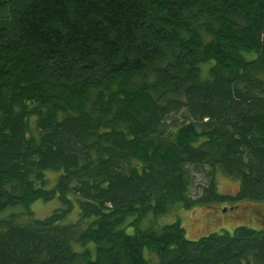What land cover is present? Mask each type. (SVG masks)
I'll use <instances>...</instances> for the list:
<instances>
[{
	"label": "trees",
	"instance_id": "16d2710c",
	"mask_svg": "<svg viewBox=\"0 0 264 264\" xmlns=\"http://www.w3.org/2000/svg\"><path fill=\"white\" fill-rule=\"evenodd\" d=\"M241 199L264 200V0H0V264H264V227L154 223Z\"/></svg>",
	"mask_w": 264,
	"mask_h": 264
},
{
	"label": "rangeland",
	"instance_id": "374dc122",
	"mask_svg": "<svg viewBox=\"0 0 264 264\" xmlns=\"http://www.w3.org/2000/svg\"><path fill=\"white\" fill-rule=\"evenodd\" d=\"M176 118L180 120V117L177 116ZM205 170L203 168L200 171L196 169L192 171L193 181L189 188L191 198L201 194L205 183ZM51 175L49 174V176ZM215 182L218 192L227 195H234L239 184L237 179L229 177L219 170L215 174ZM58 207H60V203L55 198L49 201L38 199L29 206L36 218H44ZM15 209L18 212L21 210L24 212L23 207H13V210ZM23 217H19V221H25L29 218L28 216L26 219L25 216ZM177 219H180L186 238L192 240L210 232L225 230L232 232L238 225L261 228L264 227V200L213 201L208 205H196L189 208L178 203L171 206L167 213L157 216L154 223L161 226Z\"/></svg>",
	"mask_w": 264,
	"mask_h": 264
}]
</instances>
